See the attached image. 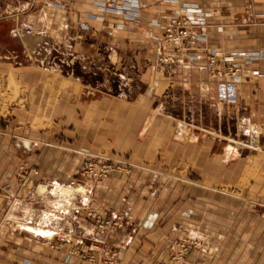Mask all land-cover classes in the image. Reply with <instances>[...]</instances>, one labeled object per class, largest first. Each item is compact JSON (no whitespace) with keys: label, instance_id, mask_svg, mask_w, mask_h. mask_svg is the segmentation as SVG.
Wrapping results in <instances>:
<instances>
[{"label":"crops","instance_id":"0c3cea01","mask_svg":"<svg viewBox=\"0 0 264 264\" xmlns=\"http://www.w3.org/2000/svg\"><path fill=\"white\" fill-rule=\"evenodd\" d=\"M104 1L57 7L53 0H0V92L12 95L14 112L11 131L0 127V208L16 212L0 216V225L15 223L36 241L13 254L9 249L14 259L0 258V264H92L63 261L68 247L84 249L86 242L97 244V256L114 244L117 264H138L141 251L132 253L131 246L124 261L121 247L142 235L95 233L82 210L122 208L131 217L143 207V176L155 170L167 175L185 165L195 175H214L215 161L239 154L231 143L264 153L256 146L264 137V0H132L137 11L125 12L106 9ZM186 6L205 16L198 29L206 40L169 45L164 24ZM212 52L219 67L231 62L222 56L234 55L240 77L212 78ZM248 55L255 57L248 61ZM224 109L237 121V141L215 134L214 114ZM60 132L77 149L56 157L54 134ZM216 141L226 143L218 156ZM118 150L136 161L132 176L112 172L93 184L75 178L80 161ZM24 161L37 167L18 170ZM130 186L133 195L125 194ZM259 222L264 230V218ZM54 240L64 249L46 245Z\"/></svg>","mask_w":264,"mask_h":264},{"label":"rangeland","instance_id":"374dc122","mask_svg":"<svg viewBox=\"0 0 264 264\" xmlns=\"http://www.w3.org/2000/svg\"><path fill=\"white\" fill-rule=\"evenodd\" d=\"M12 98L8 91L0 92V127L8 131L11 130L7 126L14 117L12 106L9 105V100ZM231 115L232 113L225 109L221 110L220 114L215 112L213 119L215 134L231 136L237 141L239 136L236 130L237 121ZM54 135L56 157L70 151L74 153L77 149L75 148L77 145L68 143L61 132ZM261 135H264V130ZM225 144L220 141L215 142L212 149L215 156L222 154ZM231 144L237 148L239 154L229 159L215 161L214 175L201 174L200 167L198 170L194 168L200 173L195 175L185 165L172 168L167 175L155 170L154 175L143 176L144 182L139 191V196L143 198V207L139 208L140 212L130 217L128 210L125 211L122 208H119L118 213L111 214L106 209L100 212L92 206L82 210L86 222L93 227L95 233L113 229L125 235H142V238L135 241L134 246L131 237L123 243L121 257L124 261L128 259V249L132 246L134 250L132 253L141 251L135 257V261L138 259L136 261L138 264H264V230L259 228V221L264 218V153L260 151L258 153L248 146ZM257 144L258 147H264L263 136ZM245 149L249 151L246 150V153ZM113 154L110 158L101 160L113 165L115 170L112 172L132 176L138 167L136 161L131 159L125 150H118ZM5 162L6 167L11 169L15 167L13 161ZM83 162L81 164L80 161L77 164L79 167L77 173L73 172L76 174L74 175L76 179L90 181L91 184L101 179L84 174ZM158 166L156 165L155 168L160 169ZM24 167L34 170L37 166L24 161L18 170L20 168L24 170ZM117 167H128L129 170L122 172L117 170ZM209 172H211L210 169ZM15 178H18L21 184V177ZM128 189H125L128 191L125 194L133 195L136 192L132 186ZM89 210H93L100 217V221H110V224L102 223L100 227L101 222H97L92 215H89ZM10 211L16 214L15 209H9V205L7 208L2 207L0 216L10 214ZM115 216L121 225H114L117 220L113 218ZM245 226L246 229L248 227L247 233L241 230L245 229ZM144 234L147 236L145 237ZM32 236L20 230L15 223L1 224L0 258L13 260L14 257L6 254L9 249L13 254L15 249H26L36 245L35 238ZM46 242L49 247L53 245L51 248L64 249L65 246L62 245V240ZM85 244L87 245L84 249L70 246L67 250L74 247L92 254L96 259L95 262L80 259L87 263L117 264L121 262V260L117 261L116 256L113 255L114 251L111 247L119 248L113 246L114 244L106 243V247H103L98 256L94 252L97 247L95 242ZM104 251L108 253L105 259ZM130 257L133 259L131 255ZM130 263L134 262H127V264Z\"/></svg>","mask_w":264,"mask_h":264},{"label":"built area","instance_id":"2783aa9c","mask_svg":"<svg viewBox=\"0 0 264 264\" xmlns=\"http://www.w3.org/2000/svg\"><path fill=\"white\" fill-rule=\"evenodd\" d=\"M73 1L74 0H53V3L57 7H67ZM125 1L127 4L113 3L112 1L105 0L102 2V5L105 6L106 9L113 11L123 10V12H125L127 9L137 11V2H132V0ZM204 25H206L205 16L200 12V9L188 6L183 7L178 13L171 16L164 24L163 40L169 45L204 42L206 40V35L203 31L198 29ZM25 32L31 34L32 30L26 29ZM254 57L255 56L253 55H248L247 60L250 61V59ZM219 59L220 56L215 52L208 55L207 70L212 78L238 79L240 77L241 67L236 62H233L234 55L222 56L221 59L223 61H231L222 67H219ZM222 94L226 97L229 96V92L226 91L225 88H223ZM114 170L115 168L112 164L97 158L85 159L82 166L83 173L95 179L107 177V175ZM117 170L127 172L129 169L128 167H117ZM88 214L92 215L97 222H101L99 225L100 227H102V223H105V225L110 224V221H100V217L97 216L93 210H89ZM113 218L117 219L114 222V225H121V222L118 223L119 219L116 218V216ZM51 247H53V245ZM103 256L105 259L108 256V253L104 251ZM73 258L85 259L90 262L96 261L92 254L79 250L78 248L71 247L65 253L63 261L65 263H70Z\"/></svg>","mask_w":264,"mask_h":264},{"label":"bare ground","instance_id":"6f19581e","mask_svg":"<svg viewBox=\"0 0 264 264\" xmlns=\"http://www.w3.org/2000/svg\"><path fill=\"white\" fill-rule=\"evenodd\" d=\"M26 228H27V230H29V231H34V228L33 227H31V226H26ZM36 231V230H35ZM47 233V232H46ZM49 234V233H48Z\"/></svg>","mask_w":264,"mask_h":264}]
</instances>
